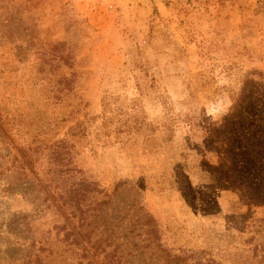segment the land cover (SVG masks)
Instances as JSON below:
<instances>
[{"label": "rangeland", "instance_id": "obj_1", "mask_svg": "<svg viewBox=\"0 0 264 264\" xmlns=\"http://www.w3.org/2000/svg\"><path fill=\"white\" fill-rule=\"evenodd\" d=\"M255 8L0 0V264H264ZM217 67L244 97L219 126L194 111L181 138L174 119L146 123L129 100L179 78L198 106ZM61 140L71 166L56 161ZM87 182L101 193L77 210L69 192Z\"/></svg>", "mask_w": 264, "mask_h": 264}, {"label": "clouds", "instance_id": "obj_2", "mask_svg": "<svg viewBox=\"0 0 264 264\" xmlns=\"http://www.w3.org/2000/svg\"><path fill=\"white\" fill-rule=\"evenodd\" d=\"M217 91L207 95L198 106L193 105L190 93L179 78L165 81L159 90L138 95L135 90L128 93L129 100H138L139 114L146 123L155 124L174 119V134L183 138L190 126L188 117L195 111L208 124L219 126L232 114L243 84L232 74L217 67L212 72Z\"/></svg>", "mask_w": 264, "mask_h": 264}, {"label": "trees", "instance_id": "obj_3", "mask_svg": "<svg viewBox=\"0 0 264 264\" xmlns=\"http://www.w3.org/2000/svg\"><path fill=\"white\" fill-rule=\"evenodd\" d=\"M207 1H211L213 2L214 5H217L218 7H225V5L227 4H235V2L237 0H205ZM255 11L256 12H261L264 13V0H255ZM243 102H244V97L241 95L240 98L237 100L236 106L234 111L232 112L231 115H229L228 117L225 118V120L228 122L231 120V118L233 117L234 114L237 113L238 108H241L243 106ZM226 126V124L224 125ZM57 150H55V156H56V161L60 162L61 164L65 165V166H71L72 163V156H71V152H72V146L70 144H67L66 141H58L57 146H56ZM69 170H73L72 167H70ZM90 192H95V193H101V191H97V188L95 187V184L92 182H87L79 187H77L74 190H71L69 192L72 199L71 201H74V208L79 210L80 208V204L81 201L85 198V195L87 193ZM82 213V211H80V214ZM151 233H153L152 228L150 229Z\"/></svg>", "mask_w": 264, "mask_h": 264}]
</instances>
